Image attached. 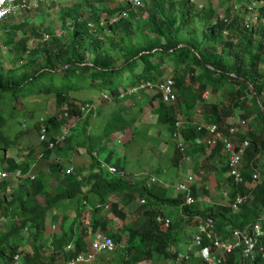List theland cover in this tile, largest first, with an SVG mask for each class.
Returning a JSON list of instances; mask_svg holds the SVG:
<instances>
[{"label":"trees","instance_id":"16d2710c","mask_svg":"<svg viewBox=\"0 0 264 264\" xmlns=\"http://www.w3.org/2000/svg\"><path fill=\"white\" fill-rule=\"evenodd\" d=\"M107 1L113 6H106L101 11L93 9L86 16L95 23L94 28L79 20L80 8L77 6L61 10L65 34L52 33L42 40L46 33L42 26L28 25L25 19L16 25H8L0 33L11 52L9 67L4 68L0 64V168L5 163L6 167L1 170L19 168L22 172L30 170L33 173L32 179L25 180L15 193L8 194L9 182L0 181V264H13L12 255L25 245H28L29 252L22 253L23 262L62 264L86 254L90 249L91 234L97 232L112 240L113 249L107 253L117 254L120 264L152 263L153 254L175 262L177 252L184 254L180 245L186 241L182 238L185 232L180 227L181 218L167 227L156 222V216L162 214L161 206H178L183 201L180 193L168 195L166 188L158 185L157 179L151 180V174L124 173L126 159L115 158L112 162L113 152L107 147V141L114 132L120 133L132 126V132L139 133L134 126L135 120L128 121L123 115L128 110L124 103L130 98L127 88L155 78L160 81L166 73V62L173 65L170 77L176 100L166 103L159 91L149 98L157 100L153 112H156V123L164 134L171 136L174 130H180L187 141L195 138L192 135L202 134L193 126L177 128L173 110L179 107L184 119L192 120L194 107L203 93L206 90L214 92L217 87L224 90L221 99L218 105L211 106L212 110L200 113L204 121L221 122L226 116L238 112L240 117L249 118L252 125L264 130V28L246 30L240 22L241 14L229 13L231 6L228 2L231 0L219 1L228 20L216 18L215 8L210 4L204 11L190 0H141L137 8L131 3L98 0L99 3ZM243 9L244 15L245 6ZM113 16L118 18L112 20ZM199 18L204 20L206 28L197 33L194 21ZM100 20L104 22L101 26ZM185 28H189L188 31L184 32ZM100 30L102 33L97 34ZM28 40H33L30 43L34 45L27 47ZM125 72L131 73L128 83H123ZM113 77L117 78V83H113ZM98 85L102 89L98 98L102 99L105 93L115 103L109 113L102 110L101 120L92 124L91 111L82 120L79 130L72 133L70 130L68 139L57 142L67 123L65 111L60 109L56 114H43L32 124L38 131L41 124L45 127L46 137L39 141L42 154L35 155L33 148L28 147L25 158L7 157L8 149L20 147L15 139L3 132L4 108H9L14 115L19 113L22 117H31L33 109L21 111L15 108L16 104H21L26 97L47 94L55 95L60 106L62 103L67 105L70 117L82 116L86 106L95 102L99 105L104 101L93 98L79 101L77 92L85 93L87 86L95 89ZM23 130L16 133V139ZM247 134L251 144L241 166L243 181L252 179V171L259 168L263 179L253 188L244 187L243 182L236 185L234 181L227 187L228 199L248 194L247 202L240 204L234 212L222 205L200 210L198 200L182 206L183 214L212 217L220 236L236 228H245L263 212L264 135L250 131ZM142 135L145 136L146 132ZM131 140L127 139L123 144ZM51 141L55 142L53 146ZM172 146L170 165L177 167L182 154L178 146L174 143ZM80 147H84L89 157L87 164L75 163L80 160V152L74 158ZM204 148L208 152L204 159L214 165L213 161L223 152L221 143L217 142L210 151L202 144L203 151ZM62 153L65 158H60ZM102 161L113 165L117 172L121 170V174L108 173L100 166ZM260 161L263 167L259 166ZM204 167L208 169L210 165L205 163ZM159 170L155 172L160 173ZM214 181L216 184L215 178ZM200 190L196 186L191 187L195 198L198 194H206L204 188ZM89 193L92 198H88ZM113 195H118L119 200L112 201ZM141 198H146L145 204H141ZM58 212L60 216L55 220L54 214ZM135 215L134 221L125 222L128 216ZM117 218L121 224L114 231L110 223ZM50 220L57 221L59 230L52 235L51 252L45 254L48 240H43V236L46 221ZM186 235L190 239V233ZM239 259L235 251L222 264H237ZM189 263L186 260L181 262ZM197 264L205 263L199 260ZM251 264H264V260L256 257Z\"/></svg>","mask_w":264,"mask_h":264},{"label":"rangeland","instance_id":"374dc122","mask_svg":"<svg viewBox=\"0 0 264 264\" xmlns=\"http://www.w3.org/2000/svg\"><path fill=\"white\" fill-rule=\"evenodd\" d=\"M193 5H196L198 9L203 8L204 11L206 10V7L208 4L213 6L215 8V15L216 18H222L227 19L224 15V6L219 3L220 0H190ZM249 0H231L228 2L229 6H231V9H229V13L232 15L235 13H240V22L243 23V7L245 2H248ZM122 2L119 0H116L114 3ZM52 3H46L42 4V6L38 9H35L30 12H24L22 14H10L4 21H0V33L4 28H6L8 25H16L17 23L21 22L23 19H25V22L28 25L31 24H40L42 26V29H44L45 36L42 37V40L49 37V34L55 33L58 35L65 34V28L63 27L62 21L60 19L61 10L70 8V7H77L79 6V20L80 21H86L87 25L91 28L95 27V23L91 21L86 16L95 9L96 11H101L104 7L109 6L112 7L111 2L106 3H99L98 0H58L57 2ZM141 5V4H139ZM204 6V7H203ZM137 8L138 5H135ZM202 9V10H203ZM245 13V12H244ZM251 13L247 15V17H250ZM232 17V16H231ZM68 22H70V19H68ZM202 23V24H200ZM204 20L199 18L194 21L195 24V30L197 33H200L202 29L206 28V25L203 26ZM104 22L100 20L99 26L103 25ZM245 26V25H244ZM263 25L261 23H254L252 26H249L246 23L245 29H255V30H262ZM51 30L52 32H48L46 30ZM189 28H185L184 32L188 31ZM102 33V30L97 32V34ZM223 34H225V31H222ZM245 35H247L245 33ZM52 35H50L51 37ZM255 37H257V34H255ZM254 36H251V39H256ZM31 41H27V47L32 46L34 44H31ZM9 44L4 43V38L1 35L0 36V64L7 68L9 67V61L11 58V52L8 50ZM120 61V60H119ZM19 63V62H18ZM172 64L170 62H166L164 64V69L166 68L165 76L160 78V82H162L165 79H171V72L170 68H172ZM114 69H116L114 67ZM124 80L123 83L129 82V77H131V73L125 72L124 73ZM147 80V79H145ZM172 80V79H171ZM173 81V80H172ZM147 82H150L151 85L145 86ZM113 83H117V78L113 77ZM158 79L148 80L144 81V83H141L140 85L132 86L130 88H127L128 95L130 98L124 103L126 107H128V110L123 113L126 120L131 121L132 119L135 120L134 126H137V129L139 130V133L136 134L132 132V126H129L124 129V131H120V133H112L110 135V139L107 141V147L112 149V162L115 158H120L121 160L126 159V172L125 170H122L124 173L128 174H135V175H141V176H147L148 174H151V180L157 179L158 185L161 187H165L167 190L168 195L174 196L176 193H180L182 196L181 203L176 205H163L161 206V210L164 214H167L169 218V224L172 222H175L176 220H179L181 218L180 227L181 230L185 232V235L182 234V238H185L186 241H182L184 243H181V250L184 252L182 259H180L179 264H181L182 261L186 260V262H190L189 264H197V261H202L206 264L205 256L202 254L201 251V245L195 244L193 242V236L197 233V223L198 219L196 218V215H186L182 212V206L186 204V194L187 191L184 189H180L179 185L184 184L188 187H194L196 186L197 189L201 192L200 188H204L206 191V194H198L197 198L200 200L197 204H200L203 206V209L200 208V210H205L208 207H212L215 205H222L227 206V208L231 211H237L240 207L237 206V208L234 207V202L237 196L245 197V201L241 204H244L247 202L248 194L245 195H236L233 199H228L227 195V187L229 186V183L233 182L240 183L243 182V186L246 188H253L256 186L258 182H260L263 179V172L261 168L255 169L252 171V179L248 181H243V176L241 174V166L243 165L244 159L249 152V145L251 144L250 136L247 134L249 131L254 134H260V132L264 135L263 129H258L255 125H252L249 122V118H242L241 115L237 113H233L231 115L226 116L223 118L221 122H206L201 118L200 113H207L211 109V106L218 105L219 101L222 96V87H217L214 92L210 90H206L203 95L202 99L197 103V105L194 107L196 108L192 114V120H186L182 116L181 110H179V107H176L173 111L175 114V126L181 125L183 128H189L191 126L195 127L198 131H201L202 134L196 135L192 137L194 138L191 141L184 140L181 131L175 130L171 134V136H168V134H164V131L162 128H160L156 123V112H153V109H155V106L157 105V100H149L151 96H153L157 91L161 94L162 100L166 103H169L170 101L165 100L163 98V95L160 91V89L157 86ZM82 84V83H80ZM87 85V83H86ZM92 88V89H90ZM239 88V86H237ZM104 89V88H103ZM102 89L98 85V88H93L87 86L85 89V93L77 92V97L79 98V101H82L83 98H93L95 101H98V97L100 94V91ZM245 88H243V91ZM172 91L174 92V83L172 87ZM105 94V93H104ZM175 94V93H174ZM75 95V94H74ZM106 95V94H105ZM104 102L94 103L93 110H92V124L94 122H98L101 120L100 116L104 114L102 111H105V113H109L113 106H115V103L113 102V99L110 98H102ZM176 100V94L173 99V101ZM224 102V99H222V103ZM79 103V102H78ZM173 103V102H170ZM224 105V104H223ZM58 103L55 95H47V94H38L35 97H26L21 104H16L15 108H20L19 110H29L33 109V115L31 117H22L19 113L14 115V113H11V110L9 108H4V111L2 113L3 117L5 118V125L3 127V132L5 134H8L12 140L15 139V142H18L20 148L12 147L8 149L7 155L11 156L13 158L21 159L25 158L26 152L28 147H32L33 151L36 153L35 155H41L42 154V148L39 145L38 138V131H36L32 124L35 122L38 117L42 116L43 114H56L60 109H63L65 111V118H67V123L63 126L65 128L64 130V138H67L69 135V132L71 130V133L75 130H79L81 127L82 120L84 117L90 113L91 108L86 107L84 110V113L82 116L76 115L70 117L67 115V108L68 106L62 105L60 106ZM63 106V107H62ZM98 106L101 109L100 114L98 113ZM62 107V108H61ZM42 108V110H36ZM97 111V112H96ZM240 118L244 121V123H235L236 129L234 131H229V126L233 125V120L235 118ZM24 124V128H23ZM207 125H216L221 137H226L231 139L233 146L236 145L237 148V154L239 157L238 163H237V171L239 173L238 179L235 178V176L231 173L232 167L228 165V162L225 160V149L224 144L222 142L221 138L215 139V141H212V133L208 131L206 128ZM69 131L67 132V129L71 127ZM256 127V128H254ZM26 128V129H25ZM29 130H28V129ZM24 129L21 134H19V138L16 139V133L21 132L20 130ZM142 132H146V135L143 136ZM70 133V134H71ZM130 137V138H129ZM262 137V136H261ZM132 138V140H131ZM264 139V137H262ZM68 139V138H67ZM127 139H130L128 143L123 144L124 141H127ZM63 140V137L61 138ZM246 140L247 143L245 145L243 144V141ZM182 141V144L179 148V152L182 154V161L178 164L177 167L170 165V158L172 156V144L174 143V146H177L178 143ZM220 142L222 145V153L218 158H216L214 162V165L207 162L204 158L208 156V152L204 148V151L202 149V144L206 145V148L208 151L213 148V146ZM195 143L194 145H191ZM262 148V147H261ZM262 151L264 152V147L262 148ZM80 152L79 161H75L76 164H87L89 163L88 156L84 152V147H80L78 152H75V157L78 156V153ZM264 154V153H263ZM105 154L103 153L101 156L103 157ZM64 156V157H63ZM66 155L62 153L60 155V158H65ZM259 156V154L257 155ZM203 159L204 161H201ZM208 163L210 167L208 169H205L204 164ZM198 165V166H195ZM29 165H32V162L30 161ZM260 167H263V162L260 161L259 164ZM225 169H224V168ZM160 168V173H156L155 171ZM166 171V172H165ZM0 172H6L4 170H0ZM117 174H121V170L117 172ZM8 175L1 176L0 180H7ZM23 176L20 177L22 179ZM214 178L216 180V184L214 181ZM232 178V179H231ZM225 180L227 182L225 183ZM14 181V180H13ZM18 188L16 185V182L14 181L13 184L9 183V186L7 187L6 192L9 193H15V189ZM87 186L84 187L86 189ZM190 193V190H189ZM92 194H88V198L91 197ZM190 197H193L190 194ZM39 200H42L41 197L38 198ZM139 199V198H138ZM111 200H119L118 195H113L111 197ZM144 200V202H143ZM147 200L146 198H141L140 202L141 204L145 203ZM136 203L139 204V201H136ZM137 207V206H136ZM262 212L260 213L261 216ZM55 220L58 216H60V212L57 214H54ZM135 216H128V219L125 222H132L137 217ZM259 216V217H260ZM52 219V215L50 216ZM210 217V216H205ZM258 217V218H259ZM165 216H161L159 218V215L156 216V222L163 224L165 227L166 225L163 222V219ZM177 218V219H176ZM193 218V219H191ZM212 218V217H211ZM184 219V221H183ZM191 219V220H190ZM53 220V219H52ZM113 221L110 223L113 230H117L121 224V221L119 218L112 219ZM214 224L215 220L212 218ZM257 220V219H256ZM255 220V221H256ZM1 221V216H0ZM8 224V219L5 220ZM254 221V222H255ZM57 221H46V228H45V235L43 236V240L47 239L50 234L53 232H56L59 230V224L56 223ZM56 223V224H55ZM54 225V227H52ZM249 225V224H248ZM1 227V225H0ZM228 227V226H226ZM225 228V226H224ZM239 229V228H236ZM236 229H233L231 232L225 234L224 236H219V239L224 241L225 243L234 244V237L232 235V232ZM190 233V239L187 237V233ZM211 234V237L204 240L206 243H209L211 249H214L213 241L217 239V230H216V224L215 229ZM215 236V237H213ZM125 237H123L122 243H124ZM258 245L257 250L252 255L253 260L258 257V259L264 260V244L262 243V240ZM48 240V239H47ZM23 248V251L28 252L29 248L28 245H25V247H21L20 250ZM239 251V250H238ZM179 252H177L178 254ZM232 253H229L228 255H225L224 260L231 255ZM115 253H107V252H101L96 255V260L91 261L87 264H120L118 257ZM153 261L151 262H144L142 264H175L176 262H173L174 260H166L162 256L153 254ZM114 259V260H113ZM177 259V255H176ZM250 260V261H253ZM248 264H250L248 262Z\"/></svg>","mask_w":264,"mask_h":264},{"label":"built area","instance_id":"2783aa9c","mask_svg":"<svg viewBox=\"0 0 264 264\" xmlns=\"http://www.w3.org/2000/svg\"><path fill=\"white\" fill-rule=\"evenodd\" d=\"M57 0H0V21L8 17L10 14H22L25 11H33L42 6V4L54 2ZM126 3H131L134 5H139L141 0H119ZM245 13L243 15V23L246 26V23L249 26H252L254 23H261L264 27V0H249L245 2ZM251 13L250 17H247L248 14ZM124 14V13H123ZM118 16H113L112 20H116ZM151 85L150 82H147L145 86ZM158 88L160 89L163 98L168 101H173L175 97V92L172 91L173 81L171 79H165L162 82L157 83ZM103 98H108L107 95L103 94ZM92 108V105L86 106ZM85 107V109H86ZM233 125L229 126V131H234L236 129L235 123H244L240 118H235L233 120ZM180 128L181 125L176 126ZM206 128L213 135L212 141L215 139L221 138L224 144V155L225 160L228 162V165L232 167L231 173L238 179L239 173L237 171V163L239 160L237 154L236 145L233 146L231 139L226 137H221L220 132L216 125H207ZM175 131V130H174ZM66 133V132H65ZM59 134L57 137V142L61 140L64 134ZM173 133V132H172ZM46 137V130L43 124L40 125V130L38 132V140L42 141ZM247 143L246 140L243 141L245 145ZM55 142L51 141L50 145H54ZM182 141L178 143V147L180 148ZM101 167L105 168L108 173H117L116 168L113 165L106 164L102 162L100 164ZM1 176L7 175L6 172H0ZM33 176H30V179ZM180 189H184L187 191L185 200L186 205L192 204L196 201L195 197H190L189 190L190 187L185 186L184 184L179 185ZM245 201V197L237 196L234 202V207L237 208L241 203ZM144 202V200H143ZM144 204V203H143ZM104 209H107V206H104ZM163 222L168 225L169 217L166 215ZM198 219L197 223V233L193 236V242L195 244L201 245L202 254L205 256L206 264H221L225 255L232 253L237 250L240 258L237 260V264H246L245 261L253 260L252 255L255 252V249L258 248L261 239L264 236V208L261 216L252 224L247 225L245 228L236 229L232 232L234 237V244L225 243L224 241L219 239V234L217 233V239L213 241L214 249H211L209 243H206L204 240L211 237V234L215 229V224L211 217H205L201 215H196ZM169 226V225H168ZM90 234V233H89ZM92 235V240L90 243V249L86 254L79 255L77 258H71L65 261L62 264H82L85 261H92L95 258V255L101 252H111L113 249V242L110 238L105 237L100 233H96ZM215 237V236H213ZM239 250V251H238ZM183 255L177 254V259L175 260L176 264H179L180 259H182ZM14 264H22L18 260L17 254L13 258Z\"/></svg>","mask_w":264,"mask_h":264},{"label":"crops","instance_id":"0c3cea01","mask_svg":"<svg viewBox=\"0 0 264 264\" xmlns=\"http://www.w3.org/2000/svg\"><path fill=\"white\" fill-rule=\"evenodd\" d=\"M102 110H103V108H102ZM36 131H38V130H36ZM39 132V131H38ZM7 155V154H6ZM7 157H8V155H7ZM6 157V158H7ZM9 157H11V156H9ZM16 158V157H15ZM2 167H6V164L4 163V165L2 166ZM1 167V168H2ZM1 168H0V170H1ZM4 171H6V173H7V175H8V178H7V180H8V182L9 183H11V184H13L14 183V181L16 182V185L18 186V188L19 187H21V186H23V182L25 181V180H29L30 179V176H33V173L30 171V170H27V171H25V172H22L19 168H16V169H14V170H7V169H4ZM21 176H23V178L22 179H20V177ZM32 179V178H31ZM14 180V181H13ZM1 181V180H0ZM6 190H7V188H6ZM201 208L203 207V206H200ZM21 247H19L17 250H19ZM144 263V262H143Z\"/></svg>","mask_w":264,"mask_h":264},{"label":"clouds","instance_id":"9594fccd","mask_svg":"<svg viewBox=\"0 0 264 264\" xmlns=\"http://www.w3.org/2000/svg\"><path fill=\"white\" fill-rule=\"evenodd\" d=\"M158 82H160V81H158ZM98 100H101V98H98ZM95 103H97V102H95ZM94 105V104H93ZM93 105H92V108H91V111L93 110ZM90 111V112H91ZM97 112V111H96ZM67 115H68V113H67ZM103 162V161H102ZM190 193H191V187H190ZM191 195H192V193H191ZM193 196V195H192ZM194 197V196H193ZM196 200H198V198H196ZM198 201H200V200H198ZM146 203V202H145ZM144 203V204H145ZM190 205V204H189ZM201 206V205H200ZM199 208H201V207H199ZM202 209H203V207H202ZM159 215H166V216H168L167 214H164L163 213V211H162V214H159ZM169 217V216H168ZM170 218V217H169ZM177 219V218H176ZM52 227H54V225H52ZM54 234V232L52 233V234H50V236L47 238L48 239V248L46 249V251H45V254H49L50 252H51V240H52V235ZM29 248V247H28ZM235 251H237V250H235ZM235 251H233L232 252V254L235 252ZM23 252H25V251H23V248L20 250H17V252H15L13 255H12V261H13V258H14V256L17 254V256H18V260H19V262L20 263H22V264H45L44 262H23L22 261V253ZM29 252V251H28ZM238 254L239 253H237V257H238ZM97 255V254H96ZM96 255H95V258L92 260V261H94V260H96ZM240 256V255H239ZM78 257V256H77ZM76 257V258H77ZM241 259V258H240ZM69 260V259H68ZM223 261H224V258H223V260H222V263H223ZM91 261H85L84 263H82V264H87V263H90ZM246 262V264H248V262L251 264V262H253V261H245ZM221 263V264H222ZM14 264V263H13ZM176 264V263H175Z\"/></svg>","mask_w":264,"mask_h":264},{"label":"water","instance_id":"95a60500","mask_svg":"<svg viewBox=\"0 0 264 264\" xmlns=\"http://www.w3.org/2000/svg\"><path fill=\"white\" fill-rule=\"evenodd\" d=\"M66 67V66H65ZM260 106H263V104L260 103Z\"/></svg>","mask_w":264,"mask_h":264}]
</instances>
